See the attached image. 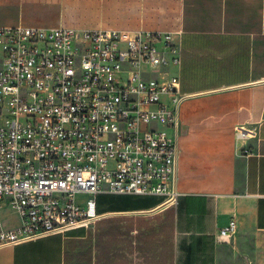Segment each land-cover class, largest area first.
Listing matches in <instances>:
<instances>
[{"label": "crops", "instance_id": "0c3cea01", "mask_svg": "<svg viewBox=\"0 0 264 264\" xmlns=\"http://www.w3.org/2000/svg\"><path fill=\"white\" fill-rule=\"evenodd\" d=\"M17 26L171 32L186 99L174 205L99 194L97 231L3 247L0 264H264V0H0V27Z\"/></svg>", "mask_w": 264, "mask_h": 264}, {"label": "built area", "instance_id": "2783aa9c", "mask_svg": "<svg viewBox=\"0 0 264 264\" xmlns=\"http://www.w3.org/2000/svg\"><path fill=\"white\" fill-rule=\"evenodd\" d=\"M180 63L171 32L0 27V249L92 223L99 194L175 204Z\"/></svg>", "mask_w": 264, "mask_h": 264}, {"label": "rangeland", "instance_id": "374dc122", "mask_svg": "<svg viewBox=\"0 0 264 264\" xmlns=\"http://www.w3.org/2000/svg\"><path fill=\"white\" fill-rule=\"evenodd\" d=\"M8 213H9V208L7 206L0 207V216L2 217L4 222H9V223L13 222L12 217L9 216ZM87 227H90L92 229H95V231H97V229H98V221H96L94 223H89Z\"/></svg>", "mask_w": 264, "mask_h": 264}]
</instances>
